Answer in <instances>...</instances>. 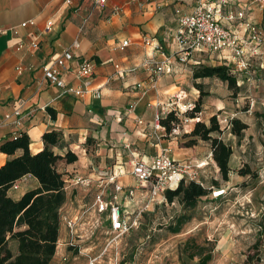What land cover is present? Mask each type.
Here are the masks:
<instances>
[{"label":"crops","instance_id":"1","mask_svg":"<svg viewBox=\"0 0 264 264\" xmlns=\"http://www.w3.org/2000/svg\"><path fill=\"white\" fill-rule=\"evenodd\" d=\"M194 2L105 0L103 5H97L94 0H0V142L23 131L29 137L30 151L36 152L44 147L43 132L55 130L60 133L59 144L49 147L60 155L67 150L77 155L76 160L67 163L62 159L58 165V169L66 173V198L61 208L72 211L80 205L91 204L99 190L96 179L87 187H72L68 181L74 176L95 178L96 170L105 166L113 167L115 182L124 189L116 191L111 184L109 196L126 209L139 201L146 202L149 187L136 181L131 173L132 163L139 159L148 160L160 152L181 161L206 159L208 163L201 170V176L208 165L218 172L209 142L197 139L193 145L184 144L187 138L183 134L191 131L199 117L181 125L175 135L163 129L154 130L152 126L157 102L166 101L178 92H182L184 101H188L187 93H194L195 84H200L199 79L210 77L194 78V69L216 63L231 67V63L219 60L214 53L197 52L184 63L176 59L178 48L174 36L178 22L175 10L189 11ZM233 8L244 9L255 22L247 0H239ZM225 13L226 9L220 15L224 25L240 31L248 39L243 21H229L225 19ZM29 19L34 23L20 24ZM48 20L51 24L46 28ZM145 37L152 39V43H145ZM125 39L128 44L121 48ZM32 41L37 44L33 46ZM64 49L73 53V58L66 62L69 67L63 75L66 83L78 84L75 77L78 65L89 60L93 64L91 87L100 90L99 97L92 96L90 92L82 96L64 93L44 77L42 66L49 65L51 59ZM165 58L169 62L168 71L163 72L153 85L148 84V71L143 63ZM115 63L134 68V71L127 73L125 81L117 77L109 79ZM139 81L146 85L143 90L138 91L128 85ZM231 93L228 88L227 94ZM237 100L234 97V101ZM224 101H214L217 104L215 110L207 115L205 122L214 113L223 115ZM130 103H133L131 110L128 108ZM232 104L239 107L238 103ZM15 108L21 113L19 124L3 119L5 113ZM47 108L54 110L55 117ZM237 112L239 110L233 111ZM21 152L22 149L15 150L13 154L0 151V165ZM231 155L226 183L235 173L230 163ZM16 181L18 187L7 190L13 199L20 198L25 191L38 185L31 174ZM137 184L141 190L136 188ZM129 188H133L132 195L127 194ZM204 196L212 198L209 194ZM145 202L137 210L142 209ZM67 234V228L60 223L55 252L48 264H88V257L98 251L101 237H94V242L85 245L78 253L66 247ZM8 246L13 254L17 253L16 240H10ZM63 256L67 259L63 260Z\"/></svg>","mask_w":264,"mask_h":264},{"label":"rangeland","instance_id":"2","mask_svg":"<svg viewBox=\"0 0 264 264\" xmlns=\"http://www.w3.org/2000/svg\"><path fill=\"white\" fill-rule=\"evenodd\" d=\"M247 4L262 37L246 71L236 76L240 83L237 92L227 94L226 82L212 76L199 79L200 84L193 89L194 93H187L186 97L189 102L195 103L201 91L200 110L193 116L200 120L207 119L217 105L214 101L222 99L225 100V112L220 116L214 113L219 121L238 116L249 123L241 135L231 133L229 127H225L227 129L224 128L220 135L232 149L230 163L235 173L231 179L226 183L221 179L219 170L215 172L211 165L200 177L204 186L210 189L226 187V194L216 198L200 197L195 206L188 208L176 199L168 202L163 193L155 196L147 208H142L136 224L98 262L195 264L198 261L196 252L201 248H211L212 256L206 264H246L249 247L264 227V1L247 0ZM234 97L238 100L234 101ZM232 103H238L239 107ZM234 110L239 112L233 113ZM241 169L249 171L240 174ZM136 188L141 190L138 184ZM144 202L142 200L128 207L131 218L135 217L138 206H143ZM180 217L183 221L175 231L173 229ZM251 252L254 253V250ZM261 256L260 261L253 259L250 264H264V239Z\"/></svg>","mask_w":264,"mask_h":264},{"label":"built area","instance_id":"3","mask_svg":"<svg viewBox=\"0 0 264 264\" xmlns=\"http://www.w3.org/2000/svg\"><path fill=\"white\" fill-rule=\"evenodd\" d=\"M238 1L195 0L189 11L183 12L177 8L175 13L178 27L174 36L178 48L175 53L176 59L184 63L194 53H214L219 60L225 63H231V67H229L235 76L242 71H246L250 57L257 52V44L261 40L262 34L251 16L246 15L244 9L235 10L233 8V5ZM104 2L105 0H94V3L97 5H103ZM224 9H226L225 19L229 21L240 19L243 21V29L249 34L248 39L240 31L224 25L220 20L221 11ZM33 23L34 21L29 19L22 21L20 24L27 26ZM50 24L51 21L48 20L45 27L48 28ZM1 31L2 28L0 27ZM144 42L152 43V39L145 37ZM36 44V41H32L33 46ZM127 44L128 40H123L121 42V48ZM72 58V51L70 49H64L51 59L49 65L42 66L44 77L49 83L55 85L64 93L82 96L90 92L92 96L99 97L100 90L91 87L93 64L89 60H83L78 65L75 77L79 83L76 85L66 83L63 78L64 73L69 69L66 62ZM164 61H167V59L165 58V60L158 62L147 60L143 63L144 68L148 71V84L153 85L163 72L168 71L169 62ZM114 68L115 70L109 79L117 77L125 81L127 73L134 71V68L122 67L119 63H115ZM236 83L237 85L240 84L238 80ZM128 85L138 91L143 90L146 86L141 81ZM184 97L185 95L182 92H178L166 101L157 102L158 109L154 114L152 125L154 130H165L160 120L169 111L174 110L178 114H182L185 111L192 110L194 103L184 101ZM128 108L131 110L133 103H130ZM20 114V110L15 108L12 112L5 113L3 119L10 120L11 124H19ZM193 118L197 119V117L182 116L181 124H173L168 133L173 135L177 134L181 125L188 123ZM230 118H223V121H220L223 123L222 126L229 127ZM139 122L141 123V120ZM207 163L206 159L177 160L165 152H160L148 160L139 159L133 161L131 168L132 175L140 185L145 184L149 187V198L144 208L149 206L152 198L163 193L165 189H174L181 180H195L203 184L200 179L201 170L205 168ZM94 179L97 181L99 190L95 194L91 204L80 205L72 211L60 208V223L65 225L68 232L67 239L65 240V245L68 250L80 253L85 248V245L94 242V237H101L102 243L99 251L88 257V264H96L100 258L109 254L120 237L136 224L137 217L142 211V209L137 210L134 215L135 217L131 218V212L109 196L111 192L108 187L111 184H113V188L116 191L124 190L115 182L116 174L111 166L98 168L95 178L92 176H74L68 181V185L72 187H87ZM11 187L14 189L17 188V181ZM226 190V187L210 189L209 196L212 198L221 197L226 194ZM132 193L133 188L127 189L128 195H132ZM62 259L66 260L67 257L63 256Z\"/></svg>","mask_w":264,"mask_h":264},{"label":"trees","instance_id":"4","mask_svg":"<svg viewBox=\"0 0 264 264\" xmlns=\"http://www.w3.org/2000/svg\"><path fill=\"white\" fill-rule=\"evenodd\" d=\"M217 77L226 82L232 94L238 89L236 76L231 72L230 67L225 64L201 65L194 69L193 77ZM199 84H195L198 87ZM201 91L194 103L192 110L185 111L181 115L176 111H169L160 121L166 132L170 131L173 124H181L180 116L193 117L198 112ZM52 117L55 112L47 108ZM229 131L235 135H241L247 128V124L238 117L229 121ZM216 114L204 120H196L189 133H184L187 139L184 144L193 145L197 139L209 142L211 154L216 163L221 179H229V157L231 146L220 136L223 129ZM44 147L36 152L29 149L28 135L20 131L12 137L0 142V151L13 154L15 150L22 149L19 155L7 159L0 165V264H48L51 260L58 238L60 225V208L63 205L65 193V172L58 169L59 162L64 159L69 163L77 159V155L67 150L64 155L55 153L49 146L60 142V133L55 130L42 133ZM248 169L239 170L240 174H246ZM31 174L38 185L25 191L20 198L13 199L7 194V190L21 176ZM218 184L217 181H214ZM210 188L198 181L181 180L174 189H165L163 194L168 202L176 199L183 207H193L198 199L209 194ZM183 217L178 219V230ZM17 241V253L13 254L8 243L10 240ZM264 239V227L260 235L249 247L245 263L250 264L253 259L260 261L261 244ZM254 250V253L251 251ZM212 249L201 248L198 254V261L195 264H206L212 256ZM264 261V256H263Z\"/></svg>","mask_w":264,"mask_h":264}]
</instances>
